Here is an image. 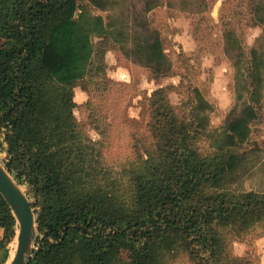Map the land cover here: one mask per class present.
<instances>
[{"label": "trees", "instance_id": "trees-1", "mask_svg": "<svg viewBox=\"0 0 264 264\" xmlns=\"http://www.w3.org/2000/svg\"><path fill=\"white\" fill-rule=\"evenodd\" d=\"M88 1L99 9L115 6L114 0ZM76 3L11 0L13 23L0 21L4 48L0 57V130L7 131L3 163L15 181L25 186L37 217L29 264H159L161 259L167 264L168 250L175 253L174 263L183 259L192 264L233 262L235 258L227 253L214 224L229 227L238 223V229H248L264 218V196L211 190L221 187L226 164L236 156L230 151L249 137L250 122L258 117L264 43L260 50L251 49L247 62H233L244 82L237 87L236 101H242L245 92L254 104L243 100L239 111L228 113L220 131L208 133L219 151L217 162L203 161L194 146L197 137L207 132L213 111L202 91L190 87L194 103L189 121L176 115L163 87L151 93L149 128L154 146L146 150V158L134 171L135 192L128 200L112 188L98 150L81 131L74 113L78 105L74 88L88 91L94 37H115L122 47L130 41L126 51L140 65L157 75L170 72L163 38L147 17L160 0L145 2L142 17L134 20V30L126 20L110 16L105 21ZM76 9L79 13L74 17ZM253 13L257 20L259 7ZM224 37L228 57L240 56V39L234 30L225 31ZM61 131H75L87 141L104 190H94L102 186H94L87 170L93 166V158L78 138L69 134L62 140L54 138L59 166L74 181L68 186L93 191L64 187L54 152L37 151L41 142ZM1 146L0 141L3 152ZM153 147L156 155L151 154ZM33 183L36 192H32ZM14 230L15 219L0 195V264Z\"/></svg>", "mask_w": 264, "mask_h": 264}, {"label": "rangeland", "instance_id": "rangeland-1", "mask_svg": "<svg viewBox=\"0 0 264 264\" xmlns=\"http://www.w3.org/2000/svg\"><path fill=\"white\" fill-rule=\"evenodd\" d=\"M76 2L105 21L110 16L119 21L126 20L131 25V30H134L137 27L134 20L142 17L145 2L149 3L151 0H114L115 6L112 9L93 7L88 0ZM253 3L254 0H160V5L153 8L147 17L151 27L159 30L171 64L170 72L164 75L151 73L129 56L126 49L129 48L130 41L122 47L115 37L93 38L95 51L92 71L86 84L88 91L82 90L80 86L74 88L75 91L82 90V96L76 95L78 105L74 113L81 131L98 150L97 156L109 173L112 188L128 197V200L135 192L134 171L141 165L142 159L146 158V150L154 146L149 128L151 112L148 98L157 88L163 87L166 90L176 115L188 121L192 119L191 107L194 103L190 87L196 86L202 91L213 106V111L208 116L207 132L197 137L194 146L203 161L217 162L220 158L208 133L220 131L228 113L233 109L239 111L244 105L243 100L245 104H254L245 92L243 100L236 101L239 93L237 87L244 82L239 68L233 66L236 59L247 62L251 49L256 47L260 50L264 43V0H257L254 5ZM258 7L259 15L254 20L253 10L256 11ZM14 12L11 0H0V21L13 23ZM78 13L79 9H76L74 17ZM230 29L240 39L241 50L240 56L232 59L225 52L224 34ZM3 54V44L0 43V57ZM101 68L104 73L100 72ZM260 91L258 117L250 122L249 137L230 151L236 156L226 164L221 187L219 186L222 189L211 190L212 193L218 194L225 190L226 193L235 195L256 193L264 196V80ZM6 133L7 131L0 130L1 147L4 150L0 152L2 164L6 156ZM68 134L78 138L87 149V141L75 131L64 132L57 138L62 140ZM48 144L46 140L38 146L37 151H44ZM47 150L53 151L51 147ZM151 154L156 155L154 147ZM229 158L230 156L226 158V162ZM87 170L93 182H96L94 186H102L94 159L93 166ZM59 175L66 187L69 182H74L60 170ZM43 181L47 182L45 178ZM21 187L27 194L25 186ZM36 188V183H33L32 192H36ZM217 224L214 225L227 253L235 258L228 264H264V218L246 230L238 229V223L229 227ZM16 230L15 224L2 264H8L12 257ZM174 254L172 250L166 252L167 264H192L185 259L174 263ZM162 263L163 259L159 264Z\"/></svg>", "mask_w": 264, "mask_h": 264}, {"label": "water", "instance_id": "water-1", "mask_svg": "<svg viewBox=\"0 0 264 264\" xmlns=\"http://www.w3.org/2000/svg\"><path fill=\"white\" fill-rule=\"evenodd\" d=\"M0 195L15 219V247L8 264H29L35 242L36 217L27 194L0 160Z\"/></svg>", "mask_w": 264, "mask_h": 264}, {"label": "crops", "instance_id": "crops-1", "mask_svg": "<svg viewBox=\"0 0 264 264\" xmlns=\"http://www.w3.org/2000/svg\"><path fill=\"white\" fill-rule=\"evenodd\" d=\"M216 12V10H214V13ZM82 91V90H81ZM81 91H75V89H74V97H73V99H74V101L76 102V95H78L79 97L80 96H82V94H81ZM77 103V102H76ZM78 104V103H77ZM64 132H74V131H61V132H57V133H54L51 137H49L48 138V140H47V142H49V144L47 145V148L48 147H51L52 149H53V152H54V154H55V157H56V159H57V163H58V167H59V170H60V172L62 173V171H61V169H60V166H59V161H58V158H57V154H56V146H55V143H54V138L55 137H58L59 135H61L62 133H64ZM44 142V141H43ZM43 142H41V143H43ZM46 142V141H45ZM47 148L46 149H44V151H47ZM87 150L89 151V149H88V147H87ZM89 153H90V151H89ZM91 154V153H90ZM91 156H92V158L94 159V161H95V163H96V167H97V169H98V173H99V175H100V177H101V179H102V187L100 188V189H94V190H99V191H101V190H104L105 189V183H104V180H103V177H102V175H101V172H100V170H99V167H98V165H97V162H96V160H95V158L93 157V155L91 154ZM64 175V174H63ZM62 175V176H63ZM64 177V176H63ZM61 182H63V181H61ZM63 184V183H62ZM64 187H66L65 185H63ZM66 188H70V189H76V190H84V191H93V189H84V188H74V187H71V186H67Z\"/></svg>", "mask_w": 264, "mask_h": 264}, {"label": "bare ground", "instance_id": "bare-ground-1", "mask_svg": "<svg viewBox=\"0 0 264 264\" xmlns=\"http://www.w3.org/2000/svg\"><path fill=\"white\" fill-rule=\"evenodd\" d=\"M14 247H15V245H14ZM13 253V252H12Z\"/></svg>", "mask_w": 264, "mask_h": 264}]
</instances>
